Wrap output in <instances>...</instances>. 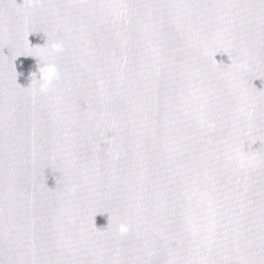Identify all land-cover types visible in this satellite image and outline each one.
<instances>
[{"label":"water","instance_id":"water-1","mask_svg":"<svg viewBox=\"0 0 264 264\" xmlns=\"http://www.w3.org/2000/svg\"><path fill=\"white\" fill-rule=\"evenodd\" d=\"M0 264H264V0H0Z\"/></svg>","mask_w":264,"mask_h":264},{"label":"clouds","instance_id":"clouds-1","mask_svg":"<svg viewBox=\"0 0 264 264\" xmlns=\"http://www.w3.org/2000/svg\"><path fill=\"white\" fill-rule=\"evenodd\" d=\"M63 51L62 42H54L51 45L52 53H61ZM57 68L54 64H46L41 69V75L39 77L40 85L39 92L41 94H47L51 88L53 81L56 79ZM129 231V227L127 224L121 223L118 226V232L120 235H125Z\"/></svg>","mask_w":264,"mask_h":264}]
</instances>
